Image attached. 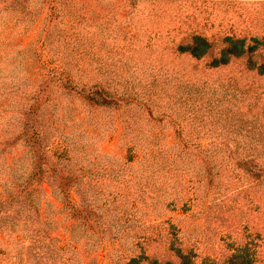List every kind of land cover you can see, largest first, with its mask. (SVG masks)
I'll use <instances>...</instances> for the list:
<instances>
[{"label":"trees","instance_id":"trees-1","mask_svg":"<svg viewBox=\"0 0 264 264\" xmlns=\"http://www.w3.org/2000/svg\"><path fill=\"white\" fill-rule=\"evenodd\" d=\"M172 3L0 0V39L19 49L11 51L12 56L18 57L20 49L26 53V47L14 38V27L42 16L34 71L10 77L16 62L6 57L2 58L6 65L0 62V90L2 86L7 90L0 93V242H10V264H85L79 245L96 254L102 264H196L192 247H182L178 236V224L185 228L196 200L193 184L217 186L215 178L230 169L231 159L236 168L256 180L254 188L264 189L262 131L247 127L239 119V110L213 99V84L200 77L204 71L175 65L173 60L165 62L161 56L153 59L148 43L141 45V33L148 31L138 21L133 23V17L142 16L144 20L139 21L148 22L151 7L153 21L167 19ZM157 5H169L165 10L169 14L163 10L164 15H157ZM223 44L213 55L209 38L184 34L169 53L176 59H207V71L227 70L243 61L237 74L264 76V63L256 59L257 52L264 49V38L226 36ZM62 96L96 110L119 112L139 107L148 113V124L156 135L151 137L145 160L148 191L164 181L172 182L174 193V197L168 196L162 189L148 197L171 208L169 215L157 214L148 224L134 225L118 209L115 196L91 190L86 166L71 161L72 149L58 107ZM211 123L219 127L206 129ZM166 124L176 127L173 145L166 134L162 144L157 139ZM216 133L245 139L234 145L225 141L220 147L190 141L194 134ZM218 155L221 160L217 162ZM134 159L128 155L124 165H131ZM196 177L199 180L192 181ZM49 197L60 204L64 244L53 235L58 221L43 209L42 198ZM176 209L184 216L172 217ZM160 253L166 256L163 260L155 256ZM198 264L218 263L205 258ZM220 264L255 263L248 252H241Z\"/></svg>","mask_w":264,"mask_h":264},{"label":"rangeland","instance_id":"rangeland-1","mask_svg":"<svg viewBox=\"0 0 264 264\" xmlns=\"http://www.w3.org/2000/svg\"><path fill=\"white\" fill-rule=\"evenodd\" d=\"M162 1L175 2L170 4L172 11L167 19L160 17L153 21V12L149 9L151 7L148 8V22L143 24V21H139L145 17H133V23L138 21V25L148 31L147 34L141 33V45L148 43V48H151L148 53H151L153 59L161 56L165 62L173 60L175 65L204 71V75L200 77L213 84V99L221 101L232 110H239V119L246 121L247 127H253L254 131L261 130L264 136V76L259 77L254 73L242 76L237 74L243 68V61L235 62L227 70L207 71V59L195 62L188 58L176 59L169 53L184 34L195 33L209 38L214 44L213 55L224 47L223 39L226 36L264 38V0ZM168 6L157 5L155 13L159 16L164 13L168 15L165 12ZM41 25L42 16L23 26L14 27L17 29L13 30L16 33V42L26 47L25 54H22V49L17 52L18 57L12 56L11 51L19 49L12 48L9 42L0 39L1 64L6 65L7 60H2L3 57L14 60L17 64L13 76L10 74V77L17 76L18 73L22 77L21 73L34 71ZM257 53L260 55L256 59L264 63V49ZM6 92L2 86L0 93ZM58 107L61 124L68 135V145L72 149L71 161L77 160L86 166L85 174L91 177L92 191L115 196L118 209L134 225L148 224L157 214L169 215L171 208L167 209L161 203L155 204L148 197V193L156 195L162 189L168 196L174 197V193L171 190L172 182L165 184L159 180L160 185L156 182L148 191V162L145 160L148 157V144L155 131L148 124V113L144 109L132 107L119 112L96 110L79 100L63 96L58 99ZM211 125L205 128L219 127L212 123ZM161 130L157 137L160 144L164 142L166 134L168 143L173 145L176 127L166 124ZM244 139L232 133L228 136H219L216 133L205 136L194 134L190 141L220 147L219 144L225 141L234 145L235 141ZM130 154L135 157L134 163L124 165ZM220 160L218 155L216 161ZM229 161L230 169L215 178L217 186L209 188L203 183L193 184L196 188V200L191 204L184 222L185 228L178 224V229L181 230L178 236L182 239V247H192L195 254L193 261L196 264L205 258L210 262L225 263L232 255L241 252H248L255 264H264V189L259 186L254 188L256 180L236 168L231 159ZM194 180L196 182L199 179L192 178ZM200 180L203 182V179ZM47 192H50L49 189ZM181 204H178L179 207ZM42 205L44 210L50 211V219L58 221L54 224L53 235L58 242L64 244L65 236L59 225L61 211L57 209L60 204L53 197H49L42 198ZM182 216L184 215L177 209L172 214V217ZM9 243L0 242V264L12 263ZM76 243L78 244L77 241ZM78 248L81 249L85 264H102L96 254L90 253L81 245ZM149 254L152 255V252ZM155 256L160 260L166 257L163 253Z\"/></svg>","mask_w":264,"mask_h":264}]
</instances>
